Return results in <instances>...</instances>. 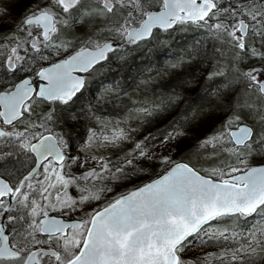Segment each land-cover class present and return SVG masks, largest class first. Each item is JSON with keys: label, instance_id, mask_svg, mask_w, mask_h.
Wrapping results in <instances>:
<instances>
[{"label": "snow or ice", "instance_id": "obj_1", "mask_svg": "<svg viewBox=\"0 0 264 264\" xmlns=\"http://www.w3.org/2000/svg\"><path fill=\"white\" fill-rule=\"evenodd\" d=\"M25 9L9 26L0 7V68L12 74L0 77V264H264V0H28ZM185 24L227 52L207 73L224 78L227 111L196 161L144 141L113 160L101 150L129 137L122 120L99 116L83 151H70L52 126L84 87L76 73ZM63 110L74 127L78 116ZM186 135L177 128L159 143ZM149 162L160 171L146 183L114 189ZM195 243L218 250L193 260Z\"/></svg>", "mask_w": 264, "mask_h": 264}, {"label": "rangeland", "instance_id": "obj_2", "mask_svg": "<svg viewBox=\"0 0 264 264\" xmlns=\"http://www.w3.org/2000/svg\"><path fill=\"white\" fill-rule=\"evenodd\" d=\"M27 2L28 0H0V7H8L11 13V15L2 22L11 26L16 17L26 14L25 5ZM174 28V31L179 29L178 27ZM78 35L82 37V34L78 33ZM218 44L220 45L221 42L218 41ZM150 45L151 44L137 47V44H123L122 47L115 51L110 63L105 62L85 76L87 78L85 88L91 90V88H94L92 87L93 84H95V87L97 86V91L93 93L94 96L91 95L92 98L88 96L86 99H79L74 105L71 103L73 107L81 106L78 114L79 121L76 124L78 125L77 127L74 125V127L69 128L65 124V115L62 114L64 112L63 107L65 106H60L57 110V120L59 123L54 124L52 127L54 131L58 133L63 131L66 134L70 151L73 153L83 151L84 141L89 134V129L96 125V120L93 116H99L107 119L122 120L120 127L125 129L129 137V139L123 141L118 148L101 150L107 157L113 160H116L117 156L123 157L126 155L127 152L134 147L135 143L144 141L147 148L157 154H168L170 150L173 159L191 148L196 151L195 156L192 157V161H196L198 152L197 144L199 140L203 139L205 136L211 135L216 130L221 113L227 111V100L224 99V97L228 95V90L222 89L220 83L224 78L217 77L213 79L218 83L214 88H211L207 102L192 112L187 120H176L179 118L176 116L179 111L178 108H181L185 104L183 92L179 93L177 91L176 93H171L166 88L170 84H176L174 78L176 74L179 75L177 79L181 78V76L190 79L196 75L195 85L199 86L201 84L202 86L210 88L212 80L207 79V73L215 67V64L217 65L218 60L215 61L214 56L208 51V47H204L200 44L204 47L203 49L201 48V50H195L193 47L188 52H183L184 54L180 53L179 55L163 59V67L158 71V74L160 73L162 76L152 75L153 69L148 68L143 74L148 75L147 78H142L135 82L130 80V85H128L126 89L121 86L119 88L118 86L115 87L116 84L111 86L108 84H99L102 73L108 65L113 66L117 64L119 57L122 55L137 52L145 47L148 50ZM155 45L156 42L153 41L151 46L154 47ZM129 46L132 48L131 50L128 49ZM220 46H222V44ZM224 56L226 58L227 53H225ZM211 59H214V62H212ZM221 62H223L222 58ZM46 65L47 64H45V66ZM34 67L38 69L40 64H35ZM20 73L21 72H18L16 77ZM11 75V73L6 72V79ZM138 78L139 76L135 79L137 80ZM219 78H221L220 81H218ZM164 84L167 85L164 86ZM192 92H194V88ZM192 92L190 94L194 95L195 92ZM88 94H91L90 91L87 92L86 96ZM171 94L177 97H171ZM237 97L239 98V94H237ZM168 102L174 103L173 109L169 110L167 113H160L163 107L169 104ZM144 108L148 109V111H138V109ZM160 119H164V121L161 122ZM174 119L176 123L173 122ZM172 123H175V125ZM177 128L185 131L187 135L171 142L167 147L159 143L165 135ZM76 134L81 135L75 139L74 136H78ZM146 137L148 139H145ZM152 137H155V139H152ZM250 163H253V161H250ZM156 164H158V162L146 163L144 165L146 171L141 174H134L132 182L123 181L120 187H117L116 183H113L112 186L117 191L126 192L135 186L146 183L149 178L160 171V168L155 166ZM203 167H209V165L204 164ZM217 250L218 245L212 243L207 245L195 243L193 251L189 253V256L191 259L195 260L197 257L203 258V251L215 252Z\"/></svg>", "mask_w": 264, "mask_h": 264}, {"label": "trees", "instance_id": "obj_3", "mask_svg": "<svg viewBox=\"0 0 264 264\" xmlns=\"http://www.w3.org/2000/svg\"><path fill=\"white\" fill-rule=\"evenodd\" d=\"M175 27H178L179 29L177 31H174L175 28L174 29L172 28L167 30L166 32H164V30H155L151 38L137 43L138 45L137 47L145 46L149 44L152 45L153 41L156 42V45L154 47L150 45L148 50L145 47L144 49L139 50L137 52H131L129 54L120 56L119 60L117 61V64L113 66L108 65L105 68L99 80V84L100 85L108 84L109 86L116 84L115 87L118 86L119 88L121 86L126 89L127 86L130 85L129 84L130 80H133V82H135L142 78H147L148 75H143V74L145 71L148 70V68L153 69L151 73L152 75L162 76L160 75V73L158 74V71L160 68L163 67L162 64L163 59L169 58L171 56L179 55L180 53L184 54L183 52H188L193 47L195 48V50H201V48L203 49L204 47H208V51H210V53L214 56L215 61L218 60L221 64H223V62H221V58L222 57L225 58L224 54L227 52L224 50L222 46H220L221 44L220 45L218 44V40H216L206 30L198 28L197 26L192 24L176 25ZM200 44L203 45L204 47L201 46ZM128 49L131 50L132 48L129 46ZM114 53L115 52L110 53L108 59L106 60L107 63H110ZM211 61L214 62V59H211ZM138 76L139 78L136 80L135 78ZM178 76L179 75L176 74L174 77L176 80V84L175 85L170 84L166 88L171 93H176L177 91L179 93L183 92V96L185 97L184 106L178 108L179 111L176 110L178 111L176 116L179 117L176 119L177 121L182 119L187 120L192 112H194L197 108H199V106L204 105L210 96L211 88H214V86L218 83L212 80L210 88H208L207 86H202L201 84L199 86L195 85L196 75L190 79L184 78L183 76L177 79ZM220 80L221 78L218 79V81ZM166 85L167 84H164V86ZM92 87L94 88H91V90L89 89L87 90L85 88L82 92H80L74 98V103H72V105L77 103L79 99H84V98L86 99L88 96L92 98V96H94L93 93L97 91L96 89L97 86L95 87V84H93ZM193 88L195 93L192 92ZM88 91H90L91 94H88L86 96ZM190 91L194 93V95L190 94L191 93ZM170 96L172 97L174 95L171 94ZM174 97L177 96L175 95ZM72 105L70 104L69 106H65V107H68L70 111H72L77 116H79L78 114L81 106L73 107ZM173 107H174V103L170 102L169 104L163 107L160 113L163 112L167 113L169 110L173 109ZM62 114L66 115L65 112H63ZM176 120L174 119L173 122L176 123ZM160 121L162 122L164 121V119L163 120L160 119ZM77 122H75L74 124L76 127L78 126L76 125ZM175 123L172 124L175 125ZM80 135L81 134H79L77 137L74 136L75 139H77ZM195 154L196 151L190 148L185 152L181 153L180 155H177L175 160H177V162H181V161L186 162L188 158L192 159V157H194ZM258 264H260V262H258Z\"/></svg>", "mask_w": 264, "mask_h": 264}, {"label": "flooded vegetation", "instance_id": "obj_4", "mask_svg": "<svg viewBox=\"0 0 264 264\" xmlns=\"http://www.w3.org/2000/svg\"><path fill=\"white\" fill-rule=\"evenodd\" d=\"M109 55H110V53L108 54V57H109ZM106 62V60L104 61V62H101V64H98V65H96L95 67H94V69H96L98 66H100V65H102V64H104ZM47 66V65H46ZM34 67V66H33ZM34 69H35V67H34ZM93 69V70H94ZM93 70H91L90 72H92ZM7 72V71H6ZM90 72H88V73H90ZM88 73H86V74H83V76H84V78H85V83H84V87H83V89L81 90V92L85 89V87H86V84H87V78L85 77ZM27 75V73H23V72H21L18 76H17V78H19V77H23V76H26ZM0 77H3L4 79H5V81H7V79H6V77H5V69L4 68H0ZM79 94V93H78ZM77 94V95H78ZM75 98V97H74ZM3 163H5V164H8V162L7 161H5V162H3ZM9 166H11V164H8Z\"/></svg>", "mask_w": 264, "mask_h": 264}, {"label": "water", "instance_id": "obj_5", "mask_svg": "<svg viewBox=\"0 0 264 264\" xmlns=\"http://www.w3.org/2000/svg\"><path fill=\"white\" fill-rule=\"evenodd\" d=\"M157 29H158V28H157ZM155 30H156V29H153V33H154ZM159 30H162V29H159ZM153 33H152V34H153ZM147 39H149V38H147ZM147 39H145V40H147ZM102 62H104V61H102ZM76 74H77V75H82V76H83V74H86V73H76ZM83 77H84V76H83ZM84 80H85V78H84ZM82 89H83V88H82ZM82 89H81V90H82ZM80 92H81V91H80ZM80 92H79V93H80ZM77 94H78V93H77Z\"/></svg>", "mask_w": 264, "mask_h": 264}]
</instances>
